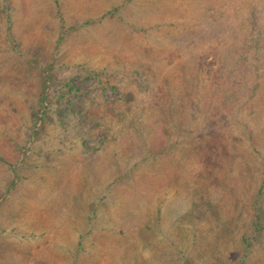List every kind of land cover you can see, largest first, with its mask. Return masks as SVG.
<instances>
[{
  "label": "rangeland",
  "instance_id": "rangeland-1",
  "mask_svg": "<svg viewBox=\"0 0 264 264\" xmlns=\"http://www.w3.org/2000/svg\"><path fill=\"white\" fill-rule=\"evenodd\" d=\"M0 157V264H264V0H0Z\"/></svg>",
  "mask_w": 264,
  "mask_h": 264
},
{
  "label": "trees",
  "instance_id": "trees-1",
  "mask_svg": "<svg viewBox=\"0 0 264 264\" xmlns=\"http://www.w3.org/2000/svg\"><path fill=\"white\" fill-rule=\"evenodd\" d=\"M42 100H45L43 97H42ZM0 162H3L4 164H8L6 161H4L3 159H2V157H0ZM8 166H11V165H8ZM15 178L11 181V186H14V184H15ZM10 186V187H11Z\"/></svg>",
  "mask_w": 264,
  "mask_h": 264
}]
</instances>
